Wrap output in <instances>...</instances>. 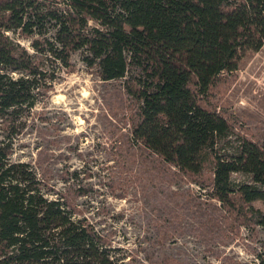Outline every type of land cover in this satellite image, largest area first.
I'll return each mask as SVG.
<instances>
[{
    "label": "trees",
    "instance_id": "obj_1",
    "mask_svg": "<svg viewBox=\"0 0 264 264\" xmlns=\"http://www.w3.org/2000/svg\"><path fill=\"white\" fill-rule=\"evenodd\" d=\"M62 3L0 0V119L13 115L14 124L22 109L35 108L34 85L46 77L39 58L52 53L74 71L71 58L80 53L102 79L124 80L136 102L134 138L145 149L184 175L210 165L208 190L221 209L239 225L264 229V208L252 204L260 200L264 207V144L240 134L234 139L225 111L212 104L224 77L264 47V0ZM7 32L37 35L35 53ZM12 147L0 145V264H124L94 225L75 218L83 212L75 191L59 193L37 166L12 161ZM234 173L251 180L234 183ZM257 254L264 264V243Z\"/></svg>",
    "mask_w": 264,
    "mask_h": 264
},
{
    "label": "rangeland",
    "instance_id": "obj_2",
    "mask_svg": "<svg viewBox=\"0 0 264 264\" xmlns=\"http://www.w3.org/2000/svg\"><path fill=\"white\" fill-rule=\"evenodd\" d=\"M7 34L35 53L31 43L37 35ZM39 60L46 77L34 85L37 104L30 113L22 109L14 124L13 115L0 119V145L12 143L11 160L37 166L59 193L75 191L83 211L75 218L94 225L119 263L259 264L264 229L239 225L221 209L208 190L212 167L184 175L134 138L130 119L136 102L124 80L102 79L80 53L72 55L74 71L49 52ZM212 104L225 111L234 139L240 134L264 144V47L224 77ZM232 180L251 177L234 173ZM80 186L89 191L79 193ZM252 204L264 208L260 200Z\"/></svg>",
    "mask_w": 264,
    "mask_h": 264
},
{
    "label": "built area",
    "instance_id": "obj_3",
    "mask_svg": "<svg viewBox=\"0 0 264 264\" xmlns=\"http://www.w3.org/2000/svg\"><path fill=\"white\" fill-rule=\"evenodd\" d=\"M8 33V32H7Z\"/></svg>",
    "mask_w": 264,
    "mask_h": 264
}]
</instances>
